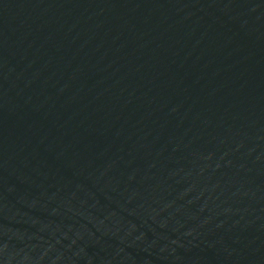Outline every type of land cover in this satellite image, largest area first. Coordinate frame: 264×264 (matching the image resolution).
Returning <instances> with one entry per match:
<instances>
[{"label": "water", "instance_id": "obj_1", "mask_svg": "<svg viewBox=\"0 0 264 264\" xmlns=\"http://www.w3.org/2000/svg\"><path fill=\"white\" fill-rule=\"evenodd\" d=\"M0 264H264V0H0Z\"/></svg>", "mask_w": 264, "mask_h": 264}]
</instances>
